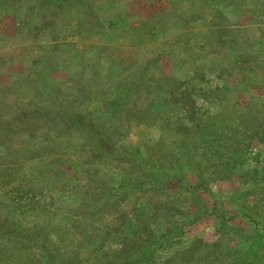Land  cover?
<instances>
[{
	"label": "rangeland",
	"instance_id": "rangeland-1",
	"mask_svg": "<svg viewBox=\"0 0 264 264\" xmlns=\"http://www.w3.org/2000/svg\"><path fill=\"white\" fill-rule=\"evenodd\" d=\"M0 264H264V0H0Z\"/></svg>",
	"mask_w": 264,
	"mask_h": 264
}]
</instances>
